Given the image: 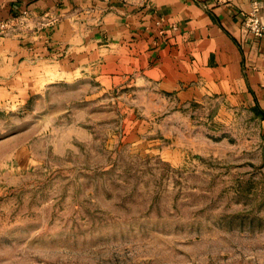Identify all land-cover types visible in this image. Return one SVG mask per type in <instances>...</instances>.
Here are the masks:
<instances>
[{
	"label": "rangeland",
	"instance_id": "374dc122",
	"mask_svg": "<svg viewBox=\"0 0 264 264\" xmlns=\"http://www.w3.org/2000/svg\"><path fill=\"white\" fill-rule=\"evenodd\" d=\"M0 264H264V113L136 78L0 89Z\"/></svg>",
	"mask_w": 264,
	"mask_h": 264
},
{
	"label": "crops",
	"instance_id": "0c3cea01",
	"mask_svg": "<svg viewBox=\"0 0 264 264\" xmlns=\"http://www.w3.org/2000/svg\"><path fill=\"white\" fill-rule=\"evenodd\" d=\"M251 8L252 0H0V22L17 21L0 36V89L92 80L111 90L136 78L264 113V36L245 25Z\"/></svg>",
	"mask_w": 264,
	"mask_h": 264
},
{
	"label": "built area",
	"instance_id": "2783aa9c",
	"mask_svg": "<svg viewBox=\"0 0 264 264\" xmlns=\"http://www.w3.org/2000/svg\"><path fill=\"white\" fill-rule=\"evenodd\" d=\"M216 5H223L229 0H212ZM260 3L258 0H252L251 11L246 15L245 25L256 37L264 36V23L260 18ZM58 18L54 17L47 21V24L54 25ZM17 21L15 19L0 22V36L4 35ZM23 22V21H21ZM14 23V24H13Z\"/></svg>",
	"mask_w": 264,
	"mask_h": 264
}]
</instances>
